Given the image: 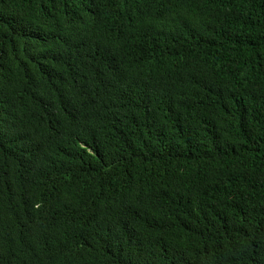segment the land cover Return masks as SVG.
Listing matches in <instances>:
<instances>
[{
  "label": "trees",
  "instance_id": "16d2710c",
  "mask_svg": "<svg viewBox=\"0 0 264 264\" xmlns=\"http://www.w3.org/2000/svg\"><path fill=\"white\" fill-rule=\"evenodd\" d=\"M0 264H264V0H0Z\"/></svg>",
  "mask_w": 264,
  "mask_h": 264
}]
</instances>
